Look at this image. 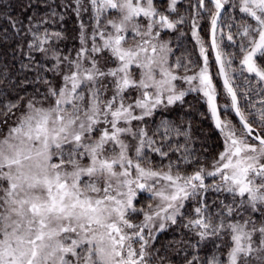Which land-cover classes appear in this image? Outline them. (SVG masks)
I'll return each mask as SVG.
<instances>
[{
	"label": "snow or ice",
	"instance_id": "1",
	"mask_svg": "<svg viewBox=\"0 0 264 264\" xmlns=\"http://www.w3.org/2000/svg\"><path fill=\"white\" fill-rule=\"evenodd\" d=\"M180 3L26 0L14 16L0 0V264H264V0H195L202 65L165 38ZM189 93L222 137L211 159L190 126L154 122Z\"/></svg>",
	"mask_w": 264,
	"mask_h": 264
},
{
	"label": "trees",
	"instance_id": "2",
	"mask_svg": "<svg viewBox=\"0 0 264 264\" xmlns=\"http://www.w3.org/2000/svg\"><path fill=\"white\" fill-rule=\"evenodd\" d=\"M187 0H185L186 2ZM26 2V0H3L4 5H11L7 8V11L12 15H19L21 12V3ZM61 0H55V3H60ZM184 2L178 4V8L182 9ZM34 13H39L43 15L45 13V5L41 4L39 8L33 10ZM57 11H63V9H57ZM229 12L232 16H236V10L229 8ZM227 15V13L225 14ZM203 23V22H202ZM204 24V23H203ZM201 25V32L206 35V26ZM3 26V25H0ZM64 32L66 33L67 39L63 43V47L66 49H71L78 45L76 40L77 36V23L74 15H67L64 21ZM234 48H228L226 51L232 52ZM0 55H10V52H5L3 47H0ZM234 68L239 67L238 61H234ZM237 84L241 81L237 80ZM162 116L167 117L170 121H175L177 123H183L184 127H189L192 133V143L190 147L193 148L198 154L211 159L216 155L220 150H222V140L219 135V131L215 129L213 121L210 119V115H207V110L199 99L197 95H187L185 97V103L183 105L177 104L171 109L167 110ZM180 235L179 232H173L171 230L162 233L160 239L167 242L168 240L178 238ZM215 251L211 244L204 250V255H210L211 252ZM182 255V254H181ZM174 260L179 262L181 256L173 255Z\"/></svg>",
	"mask_w": 264,
	"mask_h": 264
},
{
	"label": "rangeland",
	"instance_id": "3",
	"mask_svg": "<svg viewBox=\"0 0 264 264\" xmlns=\"http://www.w3.org/2000/svg\"><path fill=\"white\" fill-rule=\"evenodd\" d=\"M161 2H165V0H161ZM184 2L183 6L184 8L179 9L178 8V15H183L186 16L188 18V22H186L184 25L179 26V30L176 32H169L167 34V36L165 37L166 39L170 40V46L173 48V59H175L176 57H182V56H187L189 57L194 63L195 62H199L202 65V58L199 56V46L196 44L194 38L191 35V17H192V7L191 5L195 3V0H187L185 2V0H181V3ZM178 7V6H177ZM232 11V9H231ZM204 17H207V13H203L202 14ZM204 24H203V23ZM205 25L206 26V35L203 34L200 29L201 25ZM209 23L208 20L206 18L201 19L200 20V25H199V35L201 36V38L205 41V44L207 47H209V65H210V73L213 75L214 78V82L217 84L218 89H220V96L218 97V105L220 106L221 110L223 111L225 105H226V101L227 98L226 96L223 94V88L222 85L220 83L219 77L217 76V69L215 67L214 64V60H213V55L210 49V44H209ZM225 31H227V29L225 28ZM183 33V34H181ZM227 43V42H225ZM197 95L200 99V101L202 103H204V100L202 98V96L198 93H189L188 95ZM206 110H207V115H210L208 113V109H207V105L204 103ZM167 111H164L162 113H160L156 118H155V123H158L159 120L162 118L167 119V117L162 116V114H165ZM233 119L235 120V118L233 117ZM250 119H252V117H250ZM220 135V133H219ZM220 138L222 140V137L220 135Z\"/></svg>",
	"mask_w": 264,
	"mask_h": 264
},
{
	"label": "water",
	"instance_id": "4",
	"mask_svg": "<svg viewBox=\"0 0 264 264\" xmlns=\"http://www.w3.org/2000/svg\"><path fill=\"white\" fill-rule=\"evenodd\" d=\"M209 44H210V33H209ZM212 55H213V60H214V64H215V54L214 53H212ZM215 67H216V69H217V72H218V66L215 64ZM219 80H220V83H221V85H222V80L219 78ZM235 118V117H234Z\"/></svg>",
	"mask_w": 264,
	"mask_h": 264
}]
</instances>
